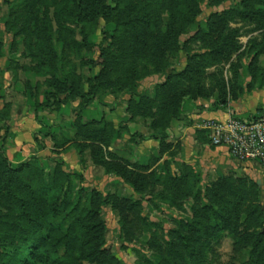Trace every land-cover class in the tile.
<instances>
[{"label": "rangeland", "instance_id": "1", "mask_svg": "<svg viewBox=\"0 0 264 264\" xmlns=\"http://www.w3.org/2000/svg\"><path fill=\"white\" fill-rule=\"evenodd\" d=\"M119 1L0 0V264L246 263L264 161L206 124L264 133V0H185L175 39L172 0Z\"/></svg>", "mask_w": 264, "mask_h": 264}, {"label": "trees", "instance_id": "2", "mask_svg": "<svg viewBox=\"0 0 264 264\" xmlns=\"http://www.w3.org/2000/svg\"><path fill=\"white\" fill-rule=\"evenodd\" d=\"M82 1V0H80ZM174 1L176 2V5H174ZM185 0H172V9L170 12L171 18H170V22L166 25L167 28V35L169 36V39H175L176 36L179 34V32L182 30V25L184 26V23H182V16H184V14L186 13V8H185ZM120 1L118 0V2H116L115 6H111L109 4H106L105 2L101 5L98 6L100 10L103 11V15H108L107 13V9L109 10H118L119 8H121V5L119 4ZM196 4L191 3L190 8L194 10ZM147 68H143V70H146ZM65 83L68 86V94L65 96V98H63L61 100V103H67L69 101L75 100L76 95L73 93V89L71 85V81L68 78V76L65 75ZM258 111L260 112H264V106H261L260 108H258ZM6 162H8V165L11 166L10 161L6 160ZM241 207V203L238 202L235 205H232L230 208L226 207L225 213L224 212H220L218 213V216L223 217L225 220H229V217H232L233 215H235V217L240 218V208ZM256 210V209H255ZM52 211H56V210H52ZM254 210L251 208L250 209V214L253 213ZM262 216V215H261ZM258 217H260L258 215ZM263 217V216H262ZM260 221H264V218ZM227 226L228 224L225 223ZM225 226V225H224ZM219 228V226L215 225L214 227L209 229L212 230H217ZM51 231V237L49 239V244H51V242H57V240H55V238H59V236L61 235V231L60 228L57 226H51L50 228ZM233 232H236L235 229L233 230ZM216 236H218L219 234L216 233ZM54 238V239H53ZM245 239L247 240H252V244H251V250L249 252V259L246 263L243 264H264V223L260 222L257 226L256 229H254L251 233H248L247 235H245ZM54 247V246H53ZM38 251H39V258L37 259L39 261V263L30 260L27 256H24V254H21L20 256L25 257V264H48L49 263V257H50V252L53 251L51 250V248L49 247H45V243L43 245V243L41 245L38 246ZM57 251L53 252L56 253ZM3 255L0 254V258H2ZM15 256V255H13ZM36 260V261H37Z\"/></svg>", "mask_w": 264, "mask_h": 264}, {"label": "built area", "instance_id": "3", "mask_svg": "<svg viewBox=\"0 0 264 264\" xmlns=\"http://www.w3.org/2000/svg\"><path fill=\"white\" fill-rule=\"evenodd\" d=\"M256 123V126L243 123V120L237 114L230 111L225 119H212L206 127L211 130L214 144H228L235 155L264 161V148L260 145L264 143V133L263 131H256L262 125L261 122ZM247 145L259 146L253 148L250 152H244V154L242 151Z\"/></svg>", "mask_w": 264, "mask_h": 264}, {"label": "crops", "instance_id": "4", "mask_svg": "<svg viewBox=\"0 0 264 264\" xmlns=\"http://www.w3.org/2000/svg\"><path fill=\"white\" fill-rule=\"evenodd\" d=\"M258 98H259L258 100L256 99L257 102H258L259 104H262V105L264 106V95H261V97L259 96ZM227 116H228V115H227V113H226L222 119H225ZM212 119H213V118H210V120H212ZM210 120H208V122H209ZM206 126H207V124H206Z\"/></svg>", "mask_w": 264, "mask_h": 264}]
</instances>
